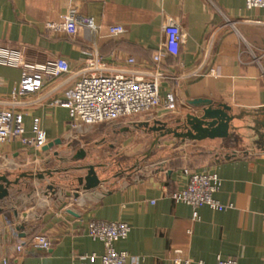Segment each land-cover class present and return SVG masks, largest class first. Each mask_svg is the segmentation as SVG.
<instances>
[{
  "label": "crops",
  "instance_id": "1",
  "mask_svg": "<svg viewBox=\"0 0 264 264\" xmlns=\"http://www.w3.org/2000/svg\"><path fill=\"white\" fill-rule=\"evenodd\" d=\"M71 8L103 26L101 33L90 35L81 28L68 35L48 28ZM171 21L179 24L183 42L176 57L161 61L169 76L161 94L173 93L177 110H153L74 129L68 109L56 103L82 78L87 60L98 54L105 74L147 75L156 67L153 58ZM115 25L125 31L110 36L107 29ZM0 48L21 51L27 63L63 58L70 64L69 73L46 79L40 89L16 98L12 91L24 70L0 65V112L14 109L22 114L27 137L36 122L47 136L41 148L18 140L6 143L0 174L15 179L19 170L55 173L52 180L46 174L42 181L20 180L0 204V264H101L90 260L104 252L103 243L88 235L91 220L130 225L129 236L115 245L129 254L127 264H178L187 259L191 264H216L218 257L264 264V153L246 155L247 139L181 143L167 137L149 159V164L156 160L154 165L117 174V159L137 164L152 147L154 135L135 131L136 121L199 114L189 104L195 99H211L235 110L264 107V9L249 10L245 0H0ZM58 140L60 144L45 149ZM81 150L87 153L85 159L72 160ZM88 165L97 167L103 183L80 190L75 198L69 184L85 177L87 170L77 167ZM185 169L216 172L222 180L216 198L234 208L214 211L204 206L195 221L191 206L170 198L186 186ZM49 182H56L55 193L47 191ZM38 234L51 239L49 250L31 246ZM17 245L24 246L23 252Z\"/></svg>",
  "mask_w": 264,
  "mask_h": 264
},
{
  "label": "built area",
  "instance_id": "2",
  "mask_svg": "<svg viewBox=\"0 0 264 264\" xmlns=\"http://www.w3.org/2000/svg\"><path fill=\"white\" fill-rule=\"evenodd\" d=\"M246 8L264 9V0H245ZM49 29L61 31L68 35H76L81 28L90 35L99 34L103 26L97 24L92 18L81 17L76 8H71L58 23H49ZM110 36L124 33L119 25L109 26ZM165 40L160 50L154 55L156 67L147 75L132 74L117 71L114 74H105L102 58L98 54L92 55L85 67L82 78L67 93L64 99L56 104L68 109L71 125L80 129L83 125H95L118 119L129 118L153 110L174 112L178 108V100L173 93L165 96L161 94V86L169 76L161 68V61L166 56L176 57L183 42L180 26L175 21L169 22L163 29ZM264 55V53H263ZM258 60V58H256ZM134 63L133 58L128 59ZM0 65L23 68L21 81L12 91V97L25 95L40 89L46 79L58 77L70 72V64L66 59L60 58L42 64L27 63L22 52L15 49L0 48ZM2 83L0 80V87ZM14 105L13 103H11ZM31 137L26 136L23 115L14 109L0 112V157L3 146L18 140L23 145L41 148L47 143L45 131L38 122L31 128ZM187 184L184 188L171 193L170 198L175 203H184L192 207L193 219H199L198 209L204 206L214 211L233 209V204H222L216 195L219 193L222 180L216 172L203 170L201 172L185 169ZM261 216L264 218V211ZM88 235L101 241L104 252L99 257L92 255L90 260L99 259L101 264H127L129 254L116 249V243L125 240L131 231L128 223L122 221L91 220L87 224ZM190 234V232H189ZM31 246L39 250H49L52 241L43 234L35 235ZM24 246L17 245L16 250L23 252ZM178 264H191L190 260H177ZM4 264L7 261L4 260ZM216 264H239L237 260L218 257Z\"/></svg>",
  "mask_w": 264,
  "mask_h": 264
},
{
  "label": "water",
  "instance_id": "3",
  "mask_svg": "<svg viewBox=\"0 0 264 264\" xmlns=\"http://www.w3.org/2000/svg\"><path fill=\"white\" fill-rule=\"evenodd\" d=\"M189 104L191 107L198 108L201 113H187L183 117L171 120L136 121L133 123V128L135 131L154 135L152 150L161 144V139L167 137H173L181 143L240 137L249 141L248 150L245 152L246 155L255 151L264 153V107L235 110L225 103L215 102L211 99H195L190 101ZM60 143L61 141L58 140L48 145L45 149ZM149 152L146 153V156L149 155ZM86 155V151L81 150L72 160H83ZM77 168L87 170V174L85 177L75 179L76 183L73 181L72 184L68 183L69 186L74 188L75 198L79 197L80 190L91 191L103 183L96 172L97 167L95 165ZM16 174L17 178L15 179H10L8 175L0 174V204H3L10 197V190L13 187L20 185V180L32 181L37 178V180L42 181L45 179V174L49 178L51 177L52 180L55 175L53 170L45 174L35 173L33 170H19ZM55 184L56 182L48 183L46 189L49 193L56 192ZM0 212H2V208Z\"/></svg>",
  "mask_w": 264,
  "mask_h": 264
},
{
  "label": "rangeland",
  "instance_id": "4",
  "mask_svg": "<svg viewBox=\"0 0 264 264\" xmlns=\"http://www.w3.org/2000/svg\"><path fill=\"white\" fill-rule=\"evenodd\" d=\"M140 132L141 131H139L138 133H140ZM141 133L143 134V132H141ZM119 142H120V138H119V134H117V148L119 146ZM147 149H148V151H150L149 155L148 156L142 155L137 164H134V162H132L130 160H119V159H117V174L126 173L131 168H132L131 170H135L137 168L140 169V168H145L149 165H154L156 163V160L153 159V162L149 164V159L154 154V152L158 149V147L153 149V150L151 148H147Z\"/></svg>",
  "mask_w": 264,
  "mask_h": 264
}]
</instances>
